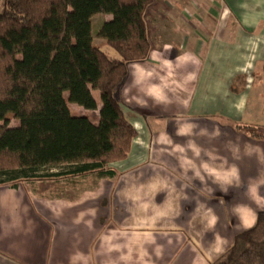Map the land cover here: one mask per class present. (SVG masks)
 <instances>
[{
  "label": "crops",
  "instance_id": "obj_1",
  "mask_svg": "<svg viewBox=\"0 0 264 264\" xmlns=\"http://www.w3.org/2000/svg\"><path fill=\"white\" fill-rule=\"evenodd\" d=\"M173 4L154 0L149 56L116 92L127 159L73 201L0 186V264H213L264 212V137L247 131L264 130L248 117L264 0H190L189 32L152 16Z\"/></svg>",
  "mask_w": 264,
  "mask_h": 264
},
{
  "label": "trees",
  "instance_id": "obj_2",
  "mask_svg": "<svg viewBox=\"0 0 264 264\" xmlns=\"http://www.w3.org/2000/svg\"><path fill=\"white\" fill-rule=\"evenodd\" d=\"M154 0H1L0 186L27 183L30 194L75 200L84 186L112 178L136 131L116 92L131 63L151 51L146 16ZM110 16L93 44L91 19ZM99 94L100 108L92 96ZM64 94L68 95L67 101ZM69 104L98 109V123L74 116ZM213 264H264V212Z\"/></svg>",
  "mask_w": 264,
  "mask_h": 264
},
{
  "label": "rangeland",
  "instance_id": "obj_3",
  "mask_svg": "<svg viewBox=\"0 0 264 264\" xmlns=\"http://www.w3.org/2000/svg\"><path fill=\"white\" fill-rule=\"evenodd\" d=\"M174 4L171 8V10L167 7H163L161 12V9L157 10L156 12H154L152 14V16H154L155 18L160 17L161 21L164 23L165 25V21L166 23L171 27L173 26H178L180 28L181 32H189V26H187L186 24H184V18L185 16L183 14V9L184 7H186L187 5H190V0H173ZM1 2V0H0ZM110 17L108 16H102V15H97L95 17H93L91 19V26H92V38H93V44L100 46L101 49L110 57V58H117L116 53L110 48L108 47L106 44L103 43V41L98 38V31L101 27V25L106 22L109 21ZM151 28H153L154 30L156 29V24L155 25H151ZM151 28L150 32H151ZM152 29V30H153ZM149 30H147V35L150 37V33ZM155 43H157L155 41ZM160 43V42H159ZM64 98L67 101L68 95L64 94ZM97 107L99 109L100 107V100H99V96L97 94ZM69 107L71 109V113L74 116H83L86 117L90 120V122L94 125H96L98 123V109L96 111H87L84 110L83 108H80L76 105H72L69 104ZM249 119H256L257 117H261L264 118V64L261 65V67L259 68L257 75L255 76V83L253 86V90L250 93V108H249ZM8 123V126L10 128H16L18 126V122L16 120L13 119V116L11 114L5 113V112H1L0 111V124L2 123ZM260 123L261 125H264V123L262 122H257ZM251 127V128H250ZM247 128V131H249L250 133H254L257 136L260 137H264V130L260 129H254L255 125L253 124L252 126H250ZM21 186H26L27 183H21Z\"/></svg>",
  "mask_w": 264,
  "mask_h": 264
}]
</instances>
